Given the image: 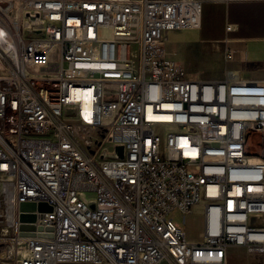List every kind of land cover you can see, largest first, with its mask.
I'll return each mask as SVG.
<instances>
[{
	"label": "built area",
	"instance_id": "2783aa9c",
	"mask_svg": "<svg viewBox=\"0 0 264 264\" xmlns=\"http://www.w3.org/2000/svg\"><path fill=\"white\" fill-rule=\"evenodd\" d=\"M203 2L0 0V264L264 253V73L191 80L167 51L170 31L201 27ZM235 52L227 40L225 61ZM199 204L192 240L169 214Z\"/></svg>",
	"mask_w": 264,
	"mask_h": 264
},
{
	"label": "crops",
	"instance_id": "0c3cea01",
	"mask_svg": "<svg viewBox=\"0 0 264 264\" xmlns=\"http://www.w3.org/2000/svg\"><path fill=\"white\" fill-rule=\"evenodd\" d=\"M203 1L201 27L189 28L185 31H170L167 42L218 46L222 53L221 62L224 65V71L218 79L222 80L226 77L227 69H233L245 79L263 77L264 0L230 3L224 0ZM228 24L232 25L231 30H227ZM227 40H230L236 49L232 62H226L224 59V47ZM168 55L171 58L169 51ZM226 251L227 264H264V253L250 251L244 246H228Z\"/></svg>",
	"mask_w": 264,
	"mask_h": 264
},
{
	"label": "rangeland",
	"instance_id": "374dc122",
	"mask_svg": "<svg viewBox=\"0 0 264 264\" xmlns=\"http://www.w3.org/2000/svg\"><path fill=\"white\" fill-rule=\"evenodd\" d=\"M184 28L179 31H185ZM167 51L171 58L184 66L187 76L196 81H217L224 65L221 62L222 53L218 46L205 45L199 43L167 42ZM169 218L181 225L187 232L188 237L199 239L202 237L204 228L203 204L195 206L192 212L186 215V221L183 220V214L174 210L169 214Z\"/></svg>",
	"mask_w": 264,
	"mask_h": 264
},
{
	"label": "water",
	"instance_id": "95a60500",
	"mask_svg": "<svg viewBox=\"0 0 264 264\" xmlns=\"http://www.w3.org/2000/svg\"><path fill=\"white\" fill-rule=\"evenodd\" d=\"M119 149H122V147H119ZM37 209V206L35 203H23L22 204V207H21V210L22 211H35ZM39 210L40 211H47V210H50V207L47 205V204H40L39 205ZM36 214L34 213H31V214H28L26 215V218L27 219H33V220H36ZM21 228V235L23 236H35L36 235V232L34 231L35 230V225L33 226H30V227H26V228H23V227H20ZM39 236H51V234H44V233H39Z\"/></svg>",
	"mask_w": 264,
	"mask_h": 264
},
{
	"label": "bare ground",
	"instance_id": "6f19581e",
	"mask_svg": "<svg viewBox=\"0 0 264 264\" xmlns=\"http://www.w3.org/2000/svg\"><path fill=\"white\" fill-rule=\"evenodd\" d=\"M195 29V28H193ZM236 74L238 72L234 71ZM34 212H21L20 214H18L17 216V222L19 223L20 227L26 228V227H30L33 226L34 222L36 220L33 219H27L26 215L31 214ZM5 233L4 236H8L9 234V229L5 228ZM196 256L200 257V258H207L208 260H210V258H218L220 256L219 252H215L214 250H201L199 252L196 253Z\"/></svg>",
	"mask_w": 264,
	"mask_h": 264
}]
</instances>
